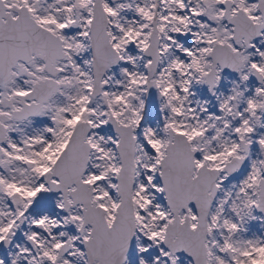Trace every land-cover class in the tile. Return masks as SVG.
<instances>
[{"label": "snow or ice", "instance_id": "obj_1", "mask_svg": "<svg viewBox=\"0 0 264 264\" xmlns=\"http://www.w3.org/2000/svg\"><path fill=\"white\" fill-rule=\"evenodd\" d=\"M0 264H264V0H0Z\"/></svg>", "mask_w": 264, "mask_h": 264}]
</instances>
